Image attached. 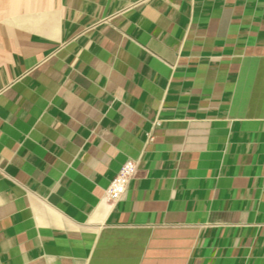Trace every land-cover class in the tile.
<instances>
[{
	"label": "crops",
	"instance_id": "crops-1",
	"mask_svg": "<svg viewBox=\"0 0 264 264\" xmlns=\"http://www.w3.org/2000/svg\"><path fill=\"white\" fill-rule=\"evenodd\" d=\"M0 264H264V0H0Z\"/></svg>",
	"mask_w": 264,
	"mask_h": 264
},
{
	"label": "built area",
	"instance_id": "built-area-1",
	"mask_svg": "<svg viewBox=\"0 0 264 264\" xmlns=\"http://www.w3.org/2000/svg\"><path fill=\"white\" fill-rule=\"evenodd\" d=\"M135 165L133 162L128 161L123 164L114 179L110 182L107 196L110 200L116 201L123 194L128 180L134 175Z\"/></svg>",
	"mask_w": 264,
	"mask_h": 264
}]
</instances>
